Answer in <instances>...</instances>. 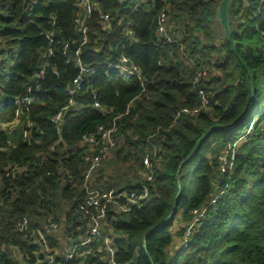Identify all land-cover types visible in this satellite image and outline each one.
Instances as JSON below:
<instances>
[{
  "label": "trees",
  "instance_id": "1",
  "mask_svg": "<svg viewBox=\"0 0 264 264\" xmlns=\"http://www.w3.org/2000/svg\"><path fill=\"white\" fill-rule=\"evenodd\" d=\"M220 2L93 0L86 15L77 0H0V264H49L48 256L59 258L87 235L78 211L86 198L80 142L115 118L119 144L125 141L95 174L99 187L139 190L145 178L135 173L124 186L107 184L104 167L115 158L132 168L140 159L143 174L145 156L157 147L142 208L108 213L105 230L115 235L119 261L264 264V0L231 1V40L220 25ZM165 7L169 30L161 35ZM77 19L85 20V33ZM124 56L141 68L142 81L116 68ZM78 58L88 71L71 96ZM208 65L220 73L195 83L197 69ZM207 84L215 85L209 106L175 122L180 109L200 103L198 88ZM28 98L31 106L14 126L23 111L18 101ZM59 112L63 142L56 144L52 118ZM237 142L223 171V148ZM41 155L49 160L38 166ZM16 164L24 170L7 176ZM23 217L31 230L57 225L48 250L38 236L15 229L13 220ZM101 242L82 248L71 264H108Z\"/></svg>",
  "mask_w": 264,
  "mask_h": 264
},
{
  "label": "built area",
  "instance_id": "2",
  "mask_svg": "<svg viewBox=\"0 0 264 264\" xmlns=\"http://www.w3.org/2000/svg\"><path fill=\"white\" fill-rule=\"evenodd\" d=\"M129 2H137L141 1L143 3L152 4L157 1L165 2V0H127ZM78 7L82 9L86 15L92 14L94 9L93 0H77ZM168 12L169 8L165 7L161 11L158 16V28L157 32L161 35H166L169 30V20H168ZM101 18L107 22L109 20L108 14H102ZM79 30L83 33L86 32V25L84 24V19H77ZM86 39L83 40L82 44H84ZM172 43L173 41L170 40ZM76 56L79 57V49L76 51ZM77 62L80 65V74L73 81L74 88L69 90V94L73 96L78 88H80L82 82V75L84 72L88 71L85 69L81 63L80 59H77ZM116 68L120 69L125 79L136 78L139 81L143 80V74L141 68L137 65L132 64L127 57H122L120 60V64L116 66ZM40 73V74H38ZM44 70L37 72L36 75L42 76ZM208 76L207 67H200L197 69L195 74V83H199L203 78ZM198 95L200 103L193 107H184L180 109L176 116L175 122L183 115H197L204 108H207L210 104V96L207 93L206 89L198 88ZM70 106H75L76 103L74 100H70ZM32 100L30 98L19 100L18 105L23 111L16 112V120L13 122V125H17L20 120L21 113L24 111H28L31 106ZM131 106V104H130ZM129 106V107H130ZM94 107L100 108L99 102H95ZM129 109L126 113H128ZM64 117L63 112H59L55 116H53L52 121L57 125L58 138L55 143L59 144L63 142V138L61 135L60 124ZM117 118L114 119L113 124L109 128L100 127L96 133L85 134L80 142V146L86 148V152L83 155V160L86 164V169L83 174V183L82 187L86 193V198L83 203L79 204L78 211L82 214V221L85 222L88 226V233L86 236H81L77 241L73 242L72 245L65 251L63 255L59 258H55L52 256H48L49 264H71L78 256L82 248H90L96 242H101V245L98 247V251H104L106 254L105 260L108 261V264H128L126 262H121L117 259V248L113 243V238L106 233L105 224L107 223L108 213L112 209L115 212H126L130 213L135 209L142 208L143 203L149 197V187L147 185L148 182L153 180V164L151 161V156H155L157 154V147L152 145V151L148 153L144 160V173H145V181L142 183L141 188L139 190L134 191H126L119 190L116 188H101L99 187L95 181L94 176L100 167L108 161L114 151L119 144V130L116 122ZM34 126L33 123L28 124L29 129H25L23 131L24 138H28L30 134V129ZM7 126H3V130H6ZM14 127L12 128V130ZM240 142L235 144H230L231 146L224 155L222 156L225 161H221V168L223 171L227 170L223 166V163H228L229 166L233 164V156L237 152V146ZM232 155V160L229 162L228 156ZM48 157L46 155L40 156V162H37V165H43L45 161H48ZM228 166V167H229ZM24 170L20 166L13 165L8 171L7 176L15 177L18 172ZM47 174H50L48 172ZM74 179L70 177V182ZM2 202H0V206ZM202 213V212H200ZM197 216L201 215L197 211L195 212ZM14 227L17 231L22 233H27L30 235L38 236L40 239V243L42 246L48 250V237L52 234L54 230L58 227L53 222L50 221L46 226L45 231L41 230H31L29 219L27 217L18 218L13 220ZM190 234V228L187 232V236Z\"/></svg>",
  "mask_w": 264,
  "mask_h": 264
},
{
  "label": "rangeland",
  "instance_id": "3",
  "mask_svg": "<svg viewBox=\"0 0 264 264\" xmlns=\"http://www.w3.org/2000/svg\"><path fill=\"white\" fill-rule=\"evenodd\" d=\"M220 4H221V2H220ZM220 4H219V6H220ZM218 9H219V7H218ZM217 12H218V10H217ZM228 16H229V8H228ZM228 20H229V18H228ZM220 25L222 26V28L224 30V27L221 24V22H220ZM232 25H233V27H236V20H233V24ZM232 25L230 24V20H229V29H230V31H231V28H232L231 26ZM224 33H225V30H224ZM225 35H226V33H225ZM226 37H227V35H226ZM218 47L220 49L219 43H218ZM220 54L217 55V56L220 57ZM207 68H208V76L205 78V80L207 79V83H209L210 80H211V77L212 76L213 77L216 76L217 74L220 73V71L219 70L212 71L213 70V66H209V65L207 66ZM209 85L207 84V86H206L207 88L206 89L209 90L207 93L209 94L210 101H211L212 96H214V92H212V90H213L215 85H211V86H209ZM124 141H125V138L122 136L121 139H120L119 148L123 146L122 144H123ZM230 146L231 145L228 144L226 147L223 148L222 152H223L224 155L228 151V149H226V148H229ZM221 156H222V154H221ZM223 158H221L220 161H222ZM136 161L132 164V165H135V167L130 168V167H128V165H124L120 161L117 162V159L114 158V159L111 160V162L116 163V164H113V165H108L109 163L106 164L105 167H104L105 175L104 176L102 175V178H106L107 179V184L120 185V186H124L127 183L128 179H131V178L133 179L135 173L142 180V177L145 178V173L141 174V171L139 170L140 159L136 160ZM223 161H225V160H223ZM223 166L225 167V169H227L229 165H228V163L224 162ZM108 225L109 224H108V221H107V223L105 224V227H107ZM63 232H65L64 225L60 227V231L58 232V236L61 238V240L64 239L63 238ZM112 234H113V232H110V235L115 238V235H112ZM62 245H63L64 249L66 247H68V246H66V242L65 241L63 242ZM57 252L60 253L58 250H57ZM16 257H18L17 254H16Z\"/></svg>",
  "mask_w": 264,
  "mask_h": 264
},
{
  "label": "water",
  "instance_id": "4",
  "mask_svg": "<svg viewBox=\"0 0 264 264\" xmlns=\"http://www.w3.org/2000/svg\"><path fill=\"white\" fill-rule=\"evenodd\" d=\"M232 0H223L219 6V9H218V17H219V20L221 22V24L223 25L224 27V30H225V33L227 35V37L231 40V31L229 29V16H228V8H229V4L231 3ZM254 92V90H253ZM255 94V92H254ZM253 97V96H252ZM176 208V201L174 203V208L171 212V214L174 213V209ZM170 217V216H169ZM168 217V218H169ZM167 218V219H168Z\"/></svg>",
  "mask_w": 264,
  "mask_h": 264
},
{
  "label": "crops",
  "instance_id": "5",
  "mask_svg": "<svg viewBox=\"0 0 264 264\" xmlns=\"http://www.w3.org/2000/svg\"><path fill=\"white\" fill-rule=\"evenodd\" d=\"M100 174V173H99ZM104 179H106V178H104ZM107 180V179H106Z\"/></svg>",
  "mask_w": 264,
  "mask_h": 264
}]
</instances>
